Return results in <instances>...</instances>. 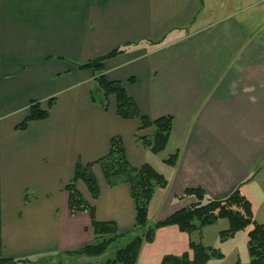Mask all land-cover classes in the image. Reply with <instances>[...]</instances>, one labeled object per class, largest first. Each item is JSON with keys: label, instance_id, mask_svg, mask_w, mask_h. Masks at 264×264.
Returning <instances> with one entry per match:
<instances>
[{"label": "crops", "instance_id": "obj_1", "mask_svg": "<svg viewBox=\"0 0 264 264\" xmlns=\"http://www.w3.org/2000/svg\"><path fill=\"white\" fill-rule=\"evenodd\" d=\"M252 3L0 0V258L29 264L97 240L88 212L70 214L64 186L78 163L105 156L114 136L131 166L147 163L167 180L148 205L150 225L194 203L183 195L189 187H201L211 199L239 187L264 223V185L261 193L254 187L264 173V40L235 15L249 12ZM147 43L155 47L145 48ZM120 48L104 61V76L126 85L144 117L172 116L160 153L140 144L136 135L153 129L139 131L138 119L120 118L115 97L107 109L97 102L94 74L80 67ZM33 101L47 116L18 128ZM173 154L175 164H166L163 158ZM92 172L98 196L82 181L77 190L94 206L97 220L113 221L124 235L110 251L74 254L66 264H101L126 244L134 227L129 185H108L96 164ZM207 228L218 235L228 222L219 219L190 236L175 225L158 228L154 240L141 245L136 264H159L166 254L192 257L190 238L217 249L228 242L231 253L237 250L235 234L209 242ZM248 230L236 234L247 242ZM222 253L206 264L225 259ZM249 260L247 253L235 262Z\"/></svg>", "mask_w": 264, "mask_h": 264}, {"label": "trees", "instance_id": "obj_2", "mask_svg": "<svg viewBox=\"0 0 264 264\" xmlns=\"http://www.w3.org/2000/svg\"><path fill=\"white\" fill-rule=\"evenodd\" d=\"M122 51V48L115 49L99 58L81 64L80 67L91 69L94 74H97L94 77V84L101 92L99 104L104 109L108 108V99L113 96L116 101V113L120 118L138 119L140 121L139 131L146 127L153 128L151 135L138 133L136 138L142 146L148 148L152 153H160L164 150L170 136L172 116L164 115L151 120L144 117L139 113L135 102L126 89V85L121 81H108L103 74L104 61ZM52 102L53 98H50L48 105L50 106ZM47 113V110L40 109L39 101H33L28 107L26 119L18 125V128H25L29 120L45 118ZM176 159L177 155L173 154L168 155L163 161L172 166ZM94 164L99 166L108 185L128 184L135 204V221L132 231L128 233L130 234L129 240L116 250L112 258H108L101 264H136L141 245L144 242H152L156 230L160 227L176 225L180 231L191 234L195 231L200 232L202 227L214 224L221 218H226L229 222V227L219 232L221 240L250 226L246 242L250 260L246 264H264V223L253 220L251 202L241 194L239 187L234 188L221 199L208 198L201 187L186 188L183 195L193 197L194 203L175 211L152 225L148 224L147 213L150 200L156 188L165 187L167 181L162 174L147 163L140 167L131 166L127 160L121 138L118 136L110 139L109 151L105 156L87 165L78 163L72 179L64 186L68 192L70 214L88 212L92 235L98 239L65 253L99 255L106 250L110 243L124 235V233H118L113 221L97 220L94 206L84 200L76 188V182L82 181L93 198L98 196V183L92 172ZM188 247L192 252V257L189 256L188 252H183L181 255L166 254L159 264H206L210 259L223 257V253L219 249L206 246L201 241L190 239ZM17 262L19 261L0 258V264H16ZM236 264L240 263L237 262Z\"/></svg>", "mask_w": 264, "mask_h": 264}, {"label": "rangeland", "instance_id": "obj_3", "mask_svg": "<svg viewBox=\"0 0 264 264\" xmlns=\"http://www.w3.org/2000/svg\"><path fill=\"white\" fill-rule=\"evenodd\" d=\"M252 8L249 9V12L247 13H236L235 15L240 18L245 24L249 25V28H251V30H253L255 32V34L261 38L262 40H264V0H252ZM217 16V15H216ZM211 17V16H210ZM212 18V17H211ZM154 48L155 46L150 44V43H147V45L145 46V48ZM94 74V73H93ZM103 74H104V69H103ZM97 74H94V77L96 76ZM94 77H93V82H94ZM95 85V84H94ZM96 87V86H95ZM96 90L98 91L99 88L96 87ZM100 91V90H99ZM101 97V92H100V95L99 97H96V100L97 102H99V99ZM95 100V98H94ZM171 116V115H170ZM146 128H149V127H146ZM152 128V127H151ZM153 129V128H152ZM172 129V127H171ZM171 132V130H170ZM137 139V138H136ZM142 145V144H141ZM167 157V156H166ZM164 159V158H163ZM167 164V163H166ZM99 167V166H98ZM101 170V169H100ZM96 178V177H95ZM165 178V177H164ZM166 179V178H165ZM167 181V180H166ZM167 185V184H166ZM262 185H264V173H261L260 175H258L256 181H254V187L258 188V192L261 193L262 192ZM166 187V186H165ZM163 188V187H162ZM240 190V189H239ZM185 191V190H184ZM241 192V190H240ZM184 193V192H183ZM242 195H244L242 192H241ZM245 196V195H244ZM246 197V196H245ZM247 198V197H246ZM248 199V198H247ZM249 200V199H248ZM250 201V200H249ZM251 202V201H250ZM251 208H252V216H253V220L258 222V223H262V222H259L258 219H256L254 217V214H253V206H252V203H251ZM257 218H259V215H256ZM221 219H225L227 220L226 218H221ZM148 221V220H147ZM228 222V220H227ZM149 224V222H148ZM212 225V224H211ZM176 226V225H175ZM208 226V225H206ZM204 226V227H206ZM201 228V231L203 230V228ZM228 227H229V222H228ZM248 229H250V226L247 227ZM208 230L207 231H210V233L208 234V232L206 233V240H208L209 242H211L212 240H216L218 242V240L220 239V235L216 233L215 230H211L210 228H207ZM226 230V229H225ZM244 230V229H243ZM200 231V232H201ZM223 231V230H222ZM241 231V230H239ZM196 232V231H195ZM238 233V231H236L234 234H235V237L234 239H237L239 241H237L236 245H237V250H234L232 253H231V247L229 244L228 245V242L224 243V245L222 246V248H219L221 250V252H223V250L226 252V258L221 260V261H217V260H213L215 262H212L213 264L214 263H220V264H236L235 262V259L237 257L241 258L243 257L244 255H246L248 252H247V247H246V242H245V239H240V235L236 234ZM239 233H242V232H239ZM192 234V233H191ZM234 234L232 236H234ZM190 236V234H188ZM230 236V237H232ZM130 237V235H129ZM230 237L226 238V239H231ZM191 239V238H190ZM189 239V240H190ZM226 239H223L221 240V242H223L224 240ZM98 240V239H97ZM241 242V243H240ZM111 244V243H110ZM115 244H111L109 245V247L106 248L109 249H112L114 247ZM119 246V245H118ZM119 248V247H118ZM117 248V249H118ZM216 248V247H215ZM116 249V250H117ZM223 249V250H222ZM105 250V251H106ZM115 250V252H116ZM104 251V252H105ZM103 252V253H104ZM114 252V254H115ZM102 254V253H101ZM73 254H70V253H64V254H59V255H49V256H44V257H41V258H38V259H35V260H30L28 263L29 264H66L67 263V259L69 256H71ZM100 255V254H99ZM87 256H98V255H87ZM114 256V255H113ZM112 258V257H111ZM107 260V259H106ZM235 262V263H234ZM20 264V263H19Z\"/></svg>", "mask_w": 264, "mask_h": 264}, {"label": "water", "instance_id": "obj_4", "mask_svg": "<svg viewBox=\"0 0 264 264\" xmlns=\"http://www.w3.org/2000/svg\"><path fill=\"white\" fill-rule=\"evenodd\" d=\"M99 91V90H98Z\"/></svg>", "mask_w": 264, "mask_h": 264}]
</instances>
